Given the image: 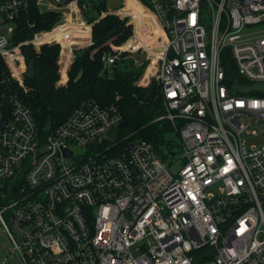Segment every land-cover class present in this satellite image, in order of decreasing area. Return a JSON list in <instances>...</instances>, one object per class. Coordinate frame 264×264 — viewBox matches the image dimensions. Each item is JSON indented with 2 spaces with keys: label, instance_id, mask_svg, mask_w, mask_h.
Returning <instances> with one entry per match:
<instances>
[{
  "label": "built area",
  "instance_id": "obj_1",
  "mask_svg": "<svg viewBox=\"0 0 264 264\" xmlns=\"http://www.w3.org/2000/svg\"><path fill=\"white\" fill-rule=\"evenodd\" d=\"M122 1L105 14L131 34L101 59L144 66L135 85L160 88L166 113L156 120L170 121L180 156L121 136V111L93 99L39 127L20 97L21 48L59 44L69 69L93 43L97 0H0V28L13 26L0 34V227L23 264H264V141L244 137L264 131V97L235 92L224 66L264 83V0H132L162 33L140 29L142 10ZM31 5L60 13L56 29H81L69 52L68 41L40 39L56 29L13 43Z\"/></svg>",
  "mask_w": 264,
  "mask_h": 264
},
{
  "label": "trees",
  "instance_id": "obj_2",
  "mask_svg": "<svg viewBox=\"0 0 264 264\" xmlns=\"http://www.w3.org/2000/svg\"><path fill=\"white\" fill-rule=\"evenodd\" d=\"M105 9L102 3L100 7ZM99 11V9L97 8ZM53 12H40L35 5L29 6L16 21L13 39L16 43L30 39L38 31L49 30L57 21ZM81 29L68 31L58 38L68 41L64 49L69 52L70 34H78ZM131 34V26L114 15H108L94 24L92 45L74 51V60L69 71V82L57 87L59 48L57 45H43L38 51L22 46L21 51L26 64L33 63L35 75L24 77L25 91L21 89L20 97L30 109L39 127L47 131L63 122L80 102L93 99L101 104H114L123 115L120 135H130L129 139L146 141L152 144L159 155L161 147L169 146L165 134L173 130L166 119L156 120L166 113L160 88L154 81L147 87L135 85L144 71V66L135 68L130 60H119L110 67H104L101 59L104 52L111 49L105 45L113 39L120 45ZM41 37V36H40ZM13 41V42H14ZM3 66V65H2ZM227 77L241 85L248 82L237 75L233 63L224 65ZM79 72L82 77L78 82L74 78ZM251 96L263 93L252 92Z\"/></svg>",
  "mask_w": 264,
  "mask_h": 264
},
{
  "label": "rangeland",
  "instance_id": "obj_3",
  "mask_svg": "<svg viewBox=\"0 0 264 264\" xmlns=\"http://www.w3.org/2000/svg\"><path fill=\"white\" fill-rule=\"evenodd\" d=\"M94 1L96 3V0H94ZM102 3L107 8H105V9L100 8L102 6ZM121 4H123L122 0H97V4H95L93 6V8H94L93 12L95 13L96 21L98 22L101 19H103L104 17L110 15V14H105L108 11V8H111V9L117 8ZM97 8L99 9V11L97 10ZM136 9H138V8L135 6L134 7L132 6L131 10L136 11ZM38 11L41 12V10H38ZM50 12H52V11H50ZM53 13L56 14L57 21L49 30L38 31V32L34 33L30 39H26V40H23L21 42H25V41L35 39V37H36L35 35L38 33H42L45 31L49 32L51 30H55L56 26L60 25V20H61L62 16L60 13H57V12H53ZM10 27L13 28L12 25L2 26L0 28V34H6L8 31V28H10ZM66 32H68V31H65L64 27H61V28L59 27L55 31H53L49 34H46L44 36H41L40 39L57 38ZM8 37H10L9 34H8ZM14 40L15 39H13V41ZM125 41H123L122 43H124ZM21 42H18V43H21ZM13 43H16V42L14 41ZM54 45H57L59 48V55H58V59H57L58 80H57L56 86L61 87V86H65L69 82V78H70L69 71H70L71 65H70L69 69L66 68V64H68V63H66L67 62L66 58H64L63 48L59 44H54ZM105 45H107L111 49V46L116 45V44L114 43L113 39H109L105 43ZM116 46H118V45H116ZM26 47H30L32 50H34V48L31 44L26 46ZM76 50H78V48ZM27 67H28V65L26 64V61L24 60V71H25V73H27ZM142 76H143V74H141V76L139 78H142ZM153 82H154V80H152V82H150L149 85L153 84ZM140 87H147V86H140ZM255 133H256V135H255ZM244 137L246 138L248 147H259L264 141V131H262L260 126H252L250 128V130L244 134ZM165 141L168 143L169 146L168 147L163 146L160 149L161 154H163V156H164V160H167V158H170L172 153H175V157H179L180 151L177 148V143L179 141V138H178V136L174 130H170L165 134ZM209 191L214 193L215 189L212 188ZM145 242H146L145 240H142V241H139L138 243L134 244L130 249L131 253L134 256L138 255L140 253V247ZM0 264H23L18 252L14 249V245H13L12 241L10 240V238L8 237L6 232L1 227H0Z\"/></svg>",
  "mask_w": 264,
  "mask_h": 264
},
{
  "label": "water",
  "instance_id": "obj_4",
  "mask_svg": "<svg viewBox=\"0 0 264 264\" xmlns=\"http://www.w3.org/2000/svg\"><path fill=\"white\" fill-rule=\"evenodd\" d=\"M82 72H79L77 76L74 78V82H78L80 78L82 77ZM35 75V66L33 63H30L27 67V73L26 76L27 78L31 79ZM232 89L240 94H248L252 92H258V93H263L264 94V83H259V84H252V85H238V84H233ZM181 125V124H180ZM65 155H69L70 153L66 150H64Z\"/></svg>",
  "mask_w": 264,
  "mask_h": 264
},
{
  "label": "crops",
  "instance_id": "obj_5",
  "mask_svg": "<svg viewBox=\"0 0 264 264\" xmlns=\"http://www.w3.org/2000/svg\"><path fill=\"white\" fill-rule=\"evenodd\" d=\"M130 2V0H128V3ZM131 4H132V6L134 7H136L137 6V8H140L141 10H142V12H143V17L141 18V22H139V27H140V29H142L143 30V28H147V29H150L151 30V32L152 31H155L156 33L158 32V33H160L161 32V27H160V25L159 24H157V21H156V19H153V17L150 15V14H148L147 13V11L145 10V8H143V7H141V6H139V5H137V3H135V2H133L132 0H131ZM136 11H138V9H136ZM136 11H134V12H136ZM137 13V12H136ZM143 24H145V27L143 26ZM162 33V32H161ZM143 40V39H142Z\"/></svg>",
  "mask_w": 264,
  "mask_h": 264
}]
</instances>
